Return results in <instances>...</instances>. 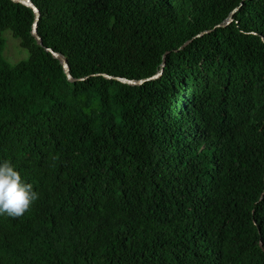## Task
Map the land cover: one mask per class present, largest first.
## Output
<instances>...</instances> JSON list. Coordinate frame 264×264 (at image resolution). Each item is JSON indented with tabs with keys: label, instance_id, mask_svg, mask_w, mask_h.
<instances>
[{
	"label": "trees",
	"instance_id": "1",
	"mask_svg": "<svg viewBox=\"0 0 264 264\" xmlns=\"http://www.w3.org/2000/svg\"><path fill=\"white\" fill-rule=\"evenodd\" d=\"M31 1L41 45L0 0V162L39 199L0 264H264V0Z\"/></svg>",
	"mask_w": 264,
	"mask_h": 264
},
{
	"label": "clouds",
	"instance_id": "2",
	"mask_svg": "<svg viewBox=\"0 0 264 264\" xmlns=\"http://www.w3.org/2000/svg\"><path fill=\"white\" fill-rule=\"evenodd\" d=\"M38 199L39 193L22 179L10 160L0 162V215L22 217Z\"/></svg>",
	"mask_w": 264,
	"mask_h": 264
},
{
	"label": "water",
	"instance_id": "3",
	"mask_svg": "<svg viewBox=\"0 0 264 264\" xmlns=\"http://www.w3.org/2000/svg\"><path fill=\"white\" fill-rule=\"evenodd\" d=\"M12 2L14 3H19V4H23L25 5L26 7H29L33 13H34V22L32 24V27H31V35L34 37V39L37 41V43L39 45H41V38L40 36L38 35L37 33V25H38V21H39V18H40V11L39 9L33 4V2L31 0H11ZM239 9V7L235 8L230 14L229 16L227 17V19L217 25L215 28H218V27H225L226 25L230 24L232 21H233V14ZM210 31H205V32H202L201 34H199L197 37L203 35V34H206V33H209ZM188 43V42H187ZM45 50L50 53L55 59H57L61 66H62V69H63V72L67 78V80L69 82H75L77 80H83V79H75L71 76V73H70V67L67 63V60L64 56H62L61 54L53 51L52 49L50 48H45ZM167 54V53H166ZM165 67V56H163V60H162V64H161V69L156 73L154 74L153 76L147 78V79H142V80H129V79H125V78H120V77H112V76H109V75H106V74H102L103 77H105L106 79H114L116 81H119L121 83H124V84H128V85H141L143 84L144 82L148 81V80H153V79H158L162 73H163V68Z\"/></svg>",
	"mask_w": 264,
	"mask_h": 264
},
{
	"label": "rangeland",
	"instance_id": "4",
	"mask_svg": "<svg viewBox=\"0 0 264 264\" xmlns=\"http://www.w3.org/2000/svg\"><path fill=\"white\" fill-rule=\"evenodd\" d=\"M2 39L4 40L2 56L10 65H14L28 58V51L21 48L19 40L10 31H4L2 33Z\"/></svg>",
	"mask_w": 264,
	"mask_h": 264
}]
</instances>
